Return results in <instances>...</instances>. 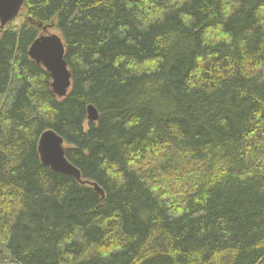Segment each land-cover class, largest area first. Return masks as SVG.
Instances as JSON below:
<instances>
[{"label":"trees","instance_id":"1","mask_svg":"<svg viewBox=\"0 0 264 264\" xmlns=\"http://www.w3.org/2000/svg\"><path fill=\"white\" fill-rule=\"evenodd\" d=\"M18 18L0 21V262L264 264V0H25ZM40 23L66 44L64 97L29 55ZM48 129L83 181L42 162Z\"/></svg>","mask_w":264,"mask_h":264},{"label":"water","instance_id":"2","mask_svg":"<svg viewBox=\"0 0 264 264\" xmlns=\"http://www.w3.org/2000/svg\"><path fill=\"white\" fill-rule=\"evenodd\" d=\"M25 0H0V21L4 28L10 21L16 19L22 11ZM42 33L33 41L29 48L30 57L43 65L50 73L53 92L58 97L68 94L72 84V73L66 58V44L63 37L53 29L52 24H38ZM88 120L97 121L100 117L99 110L94 104L87 106ZM40 158L45 165L53 171L75 177L79 181L80 170L67 158L64 139L53 129L45 130L38 143ZM90 183V182H86ZM93 184V183H91ZM97 191L104 195L97 183L93 184ZM0 264H21L14 261H3Z\"/></svg>","mask_w":264,"mask_h":264},{"label":"rangeland","instance_id":"3","mask_svg":"<svg viewBox=\"0 0 264 264\" xmlns=\"http://www.w3.org/2000/svg\"><path fill=\"white\" fill-rule=\"evenodd\" d=\"M19 22H20V19L17 17L16 23H19Z\"/></svg>","mask_w":264,"mask_h":264},{"label":"bare ground","instance_id":"4","mask_svg":"<svg viewBox=\"0 0 264 264\" xmlns=\"http://www.w3.org/2000/svg\"><path fill=\"white\" fill-rule=\"evenodd\" d=\"M42 31H43V30H42ZM41 33H42V32H41ZM41 33H40V34H41ZM70 162H71V161H70Z\"/></svg>","mask_w":264,"mask_h":264}]
</instances>
